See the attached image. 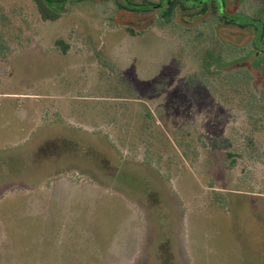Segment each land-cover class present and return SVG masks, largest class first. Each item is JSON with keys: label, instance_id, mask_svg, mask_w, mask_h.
<instances>
[{"label": "rangeland", "instance_id": "1", "mask_svg": "<svg viewBox=\"0 0 264 264\" xmlns=\"http://www.w3.org/2000/svg\"><path fill=\"white\" fill-rule=\"evenodd\" d=\"M161 4L0 0V264H264V38Z\"/></svg>", "mask_w": 264, "mask_h": 264}, {"label": "trees", "instance_id": "2", "mask_svg": "<svg viewBox=\"0 0 264 264\" xmlns=\"http://www.w3.org/2000/svg\"><path fill=\"white\" fill-rule=\"evenodd\" d=\"M66 0H33L36 11L41 20L54 21L60 17V13L54 10L51 5L55 3H61ZM224 6V3H222ZM149 6H152L149 4ZM161 18L168 22L171 17L175 14L177 10L187 13V11L195 10L196 16L209 13L212 16H215L217 21L222 22L224 25H236L239 28L244 27H253L255 30L254 45L258 46L261 40L264 38V23L257 19L255 16L251 17H242V18H231L229 15H222L220 12V6L218 0H162L161 6ZM143 9H147L144 7ZM131 34L134 32L129 29ZM56 47H59L62 53H65L68 46L67 43L62 39H57L54 42ZM255 54H253V57ZM248 58L247 60H249ZM250 70V69H249ZM191 78L194 85L197 81H200L199 75L191 74L187 79ZM186 79V81H187ZM231 87H234L233 84ZM262 110H264V104H261ZM254 105H251L250 108ZM249 108V109H250ZM253 109V108H252ZM251 117L252 113L249 114ZM150 163V162H149Z\"/></svg>", "mask_w": 264, "mask_h": 264}, {"label": "flooded vegetation", "instance_id": "3", "mask_svg": "<svg viewBox=\"0 0 264 264\" xmlns=\"http://www.w3.org/2000/svg\"><path fill=\"white\" fill-rule=\"evenodd\" d=\"M157 7H159V5H157ZM160 8V7H159Z\"/></svg>", "mask_w": 264, "mask_h": 264}]
</instances>
